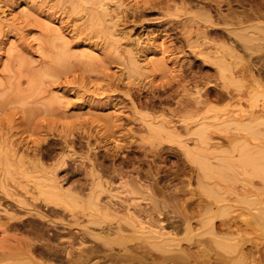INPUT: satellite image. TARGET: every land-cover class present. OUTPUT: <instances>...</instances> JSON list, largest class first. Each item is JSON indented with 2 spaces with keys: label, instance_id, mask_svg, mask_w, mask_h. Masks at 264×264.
Returning <instances> with one entry per match:
<instances>
[{
  "label": "rangeland",
  "instance_id": "374dc122",
  "mask_svg": "<svg viewBox=\"0 0 264 264\" xmlns=\"http://www.w3.org/2000/svg\"><path fill=\"white\" fill-rule=\"evenodd\" d=\"M209 1L0 0V264H139L110 254L160 223L185 264H264V37L248 29L259 83L216 62L235 38Z\"/></svg>",
  "mask_w": 264,
  "mask_h": 264
},
{
  "label": "bare ground",
  "instance_id": "6f19581e",
  "mask_svg": "<svg viewBox=\"0 0 264 264\" xmlns=\"http://www.w3.org/2000/svg\"><path fill=\"white\" fill-rule=\"evenodd\" d=\"M211 1H215L214 4L211 3ZM236 1V0H235ZM237 1H241V0H237ZM236 1V2H237ZM226 2L228 3V8H227V13L226 14H220L217 15L216 17H212V14H210L209 11H202L200 14L204 16V21L206 22L207 26L211 27V30L213 31H219L221 32V34H225V31L228 34H232L235 38V41L231 44L228 45H221V47L223 48L224 51H226V54L230 55V60H228L222 53L221 54H215L214 58H216V62H220V63H226L227 65L230 66V68H235L237 67L236 70H234L237 74H245L248 73L249 75L252 76L253 80L256 83H259V78H255L253 77V66L257 67L258 65L256 63L255 60H253L251 58V54L256 51L258 49V47L254 48L252 47V45L250 44V39L252 38V34L248 33V29H252V28H256L259 29V31H262V37H264V22H262L260 19H264V0H255L252 3H248V6H243L242 3L240 2V5L238 7H232L230 0H226ZM93 3V2H92ZM220 1H216V0H210L209 4H212L211 6H213L215 11H218V13H220ZM244 3V2H243ZM238 4V3H237ZM25 6V5H24ZM208 6V5H207ZM212 10V8H211ZM220 10V11H219ZM199 12V10H198ZM205 13V15H204ZM5 14V13H4ZM197 14V15H200ZM216 14V13H213ZM203 19V18H202ZM247 20H256L253 23L250 24H245L244 22H246ZM222 23V28H219V24ZM197 29V28H196ZM209 31V30H208ZM201 32V31H200ZM218 32V33H219ZM211 33V32H210ZM185 34V33H184ZM214 36V35H213ZM185 37V36H184ZM218 37V36H217ZM231 37V36H230ZM256 38V37H255ZM205 39V37H204ZM224 39V38H223ZM231 39V38H230ZM233 39V38H232ZM259 39V38H258ZM234 40V39H233ZM261 40V38H260ZM185 41V40H184ZM188 42H190V40H188ZM260 42V41H259ZM216 43V42H215ZM237 45L239 47H241L244 51L246 50H250L249 56L251 59H246V60H242V56L240 54H238L239 50H236ZM213 47V46H212ZM221 48V50H222ZM254 48V49H253ZM213 51V50H212ZM215 51V50H214ZM202 52V51H201ZM243 53V51H241ZM217 53V52H216ZM245 53V52H244ZM205 54V53H204ZM214 55V54H213ZM255 58L257 60H259L260 65H264V56L261 55H254ZM244 59V58H243ZM225 64V66H226ZM222 65V64H221ZM259 65V66H260ZM262 67V66H261ZM223 69V68H222ZM229 69V68H228ZM261 69V68H260ZM264 69V68H262ZM258 73V72H257ZM264 73V72H262ZM260 73L261 75H264ZM256 74V73H255ZM259 76V75H258ZM234 76L231 75V78H233ZM260 77V76H259ZM238 81V80H237ZM235 82V81H234ZM252 83V82H251ZM222 93V92H221ZM203 94V93H202ZM220 94V93H219ZM230 94V93H229ZM236 94V93H235ZM234 93L232 94V97L238 99V97H236L237 95H235ZM249 94V93H248ZM223 95V94H222ZM221 96V95H220ZM226 96V95H224ZM216 97V95H215ZM205 98V97H204ZM213 98V97H212ZM189 99V98H188ZM217 99V98H216ZM192 101V100H191ZM218 101V100H217ZM204 102V101H203ZM112 103V102H111ZM194 103V102H193ZM197 103V102H196ZM199 104V103H198ZM185 105V104H184ZM201 106V105H200ZM195 107V106H194ZM190 108V107H188ZM187 109V108H186ZM198 110V109H197ZM241 111H246L241 109ZM249 111V110H248ZM258 112V111H257ZM246 113V112H245ZM222 114V113H221ZM229 114V113H228ZM238 114V113H237ZM232 115V114H231ZM242 115H244V117H242ZM235 116V115H234ZM257 116L254 112H249L246 114H239L238 117H235V121L237 122L238 125H240V128L242 130L249 128L251 130H254L253 127L254 126H250L248 121H254L257 119ZM219 118V117H217ZM221 118V117H220ZM225 118V117H224ZM204 119V118H203ZM211 119V118H210ZM148 121V120H147ZM164 121V120H163ZM158 124V123H157ZM162 124V123H161ZM154 125V124H152ZM233 125V124H232ZM157 126V125H156ZM158 127V126H157ZM161 127V126H159ZM174 127V126H173ZM170 128V127H169ZM164 129V128H163ZM171 129V128H170ZM231 129V128H230ZM162 131V130H161ZM193 131V130H192ZM194 132V131H193ZM192 132V133H193ZM165 133V132H164ZM201 133V132H200ZM195 134V133H194ZM231 134V133H230ZM251 134V133H250ZM199 135V134H198ZM201 136V134H200ZM231 137V136H230ZM201 138H203L201 136ZM229 138V137H228ZM246 135L243 132H239L237 131L236 133H234L232 135V142H233V149L235 151H237L238 154H241L242 152H246L249 153L250 151L247 148V144L245 142H242L243 140H245ZM229 142V141H228ZM193 146V145H192ZM219 149V148H218ZM225 150V149H224ZM184 151V150H183ZM186 152H190V151H186ZM106 156V155H105ZM90 158V157H89ZM196 159V158H195ZM194 159V160H195ZM198 160V159H197ZM196 160V162H197ZM209 160V159H208ZM97 161V160H96ZM206 161V160H205ZM102 162V161H101ZM111 163V162H110ZM113 163V162H112ZM115 163V161H114ZM199 163V162H198ZM223 163V162H221ZM97 164V163H96ZM39 165V164H38ZM104 165V164H103ZM200 166V164H199ZM216 167V166H215ZM107 168V167H106ZM41 169V167H40ZM102 169V168H101ZM97 170V169H96ZM99 172V171H98ZM101 172V171H100ZM118 172V171H117ZM222 172V171H221ZM95 173V172H94ZM152 174V173H151ZM207 175V174H206ZM119 177V176H118ZM122 177V176H121ZM143 178V177H142ZM85 181V180H83ZM149 181V180H148ZM54 182V181H53ZM150 182V181H149ZM131 183V182H129ZM84 184V183H83ZM83 184L81 186H83ZM133 184V183H131ZM60 185V184H59ZM134 185V184H133ZM112 186V184H111ZM61 187V186H60ZM135 189H137L135 187ZM65 190V189H64ZM63 190V191H64ZM86 190V189H85ZM156 190V189H155ZM133 191V190H132ZM67 192V191H64ZM69 192V191H68ZM165 192V191H164ZM96 193V192H95ZM51 194V193H50ZM167 194V193H166ZM55 195V194H54ZM86 195V192H85ZM95 195V194H93ZM88 196V194H87ZM51 197V196H50ZM54 197V196H53ZM59 197V196H58ZM95 197V196H94ZM60 199V198H59ZM97 201V200H96ZM114 202V201H113ZM155 202V201H154ZM184 202V201H183ZM192 202V201H191ZM171 203V202H170ZM189 203V202H188ZM43 204V203H42ZM157 204V203H156ZM24 205V204H23ZM189 205V206H188ZM197 206L199 204H196ZM44 206V205H43ZM116 206V205H115ZM194 205L191 204H186L183 209H193ZM39 207V206H38ZM153 209H161L160 207H158V205H154L152 206ZM165 208V207H163ZM175 208V207H174ZM53 209V208H51ZM99 209H106V211L108 209H116L112 203H105L103 205H101V207ZM128 209V208H127ZM204 209H213L212 206L209 204L207 205ZM220 209V208H219ZM119 210V209H118ZM57 211V210H56ZM158 211V210H157ZM160 211V210H159ZM169 211V210H167ZM108 212V211H107ZM178 212V211H177ZM157 213V212H154ZM158 215V214H157ZM162 215L161 213L159 214V216ZM210 215H213V212H211ZM103 216V215H102ZM142 216V215H141ZM212 217V216H211ZM145 218V217H144ZM187 215L184 214L183 215V220L186 221L187 220ZM115 219V217H114ZM155 219V218H154ZM153 219V221H154ZM159 219V218H158ZM178 219V218H177ZM116 220V219H115ZM157 221V220H155ZM161 221V220H158ZM164 222V221H163ZM117 224V223H116ZM222 224L223 222L220 223H215V227H218L220 229H222ZM152 226H150V228H148V230L145 231V233H148V237L150 238V247H146L145 249L139 251V252H133V250H128V248L122 247V251L120 253H111V256H121L124 259H135L139 264H146V256H150V263H159V264H166V262L170 263V264H185L187 262L186 259V252L184 250L183 247L178 246L176 253L173 254H165L164 252H169L171 251V249L169 248V243L170 241L175 240L176 238L171 236L170 233L168 231H163L161 230L162 228H164L163 224H157L153 226V224H151ZM176 225V224H175ZM109 227V225H108ZM112 227V226H111ZM229 225L226 227L227 231H230L228 229ZM140 228H143L142 226ZM186 229L188 230V232L191 231V228L189 226H186ZM121 230V229H120ZM142 230V229H141ZM178 230V229H177ZM210 230L213 231V228L210 227ZM109 232V231H108ZM174 232V231H173ZM187 232V233H188ZM142 233V232H141ZM231 233V232H230ZM99 234V233H98ZM143 234V233H142ZM172 234V233H171ZM175 235V234H174ZM187 235V234H186ZM91 236V235H90ZM94 235H92L93 237ZM227 237V236H225ZM224 237V238H225ZM48 238V237H47ZM50 238V237H49ZM119 238L120 240L118 241V239L116 238H106L104 239V243H106L107 245H109V250L113 248V244H121L120 241L122 239L125 238V235L123 234H119ZM228 238V237H227ZM31 239V238H30ZM53 239V238H52ZM138 239V238H137ZM184 239V238H183ZM199 239V238H198ZM191 240H195V239H191ZM34 241V240H33ZM33 243V242H32ZM146 243V242H145ZM190 243V242H189ZM193 243V241H192ZM105 244V245H106ZM149 245V244H148ZM176 245V244H175ZM183 245V244H181ZM185 246V245H184ZM92 248V247H91ZM101 248V247H100ZM99 248V250H100ZM138 248V247H137ZM136 248V249H137ZM108 249V248H107ZM115 250V249H114ZM200 250V249H199ZM120 251V250H119ZM156 251V252H155ZM174 251V250H172ZM72 257V256H71ZM110 257V256H109ZM113 257V258H114ZM49 258V257H47ZM53 258V257H52ZM59 259V258H58ZM112 261V260H111ZM129 262V261H128Z\"/></svg>",
  "mask_w": 264,
  "mask_h": 264
}]
</instances>
